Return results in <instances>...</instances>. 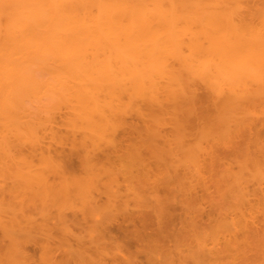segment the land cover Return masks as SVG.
<instances>
[{
  "label": "bare ground",
  "instance_id": "1",
  "mask_svg": "<svg viewBox=\"0 0 264 264\" xmlns=\"http://www.w3.org/2000/svg\"><path fill=\"white\" fill-rule=\"evenodd\" d=\"M229 1L230 0H0V159H2L0 161L3 162L4 160H8L6 162L9 165L8 162L11 160L13 161V159L15 160V158L18 159H16L17 161L20 159L22 163L23 161L26 162L31 159L29 161L32 166H30L31 173L26 174V172H24L26 175L24 176L26 178L28 177L27 179L31 182L30 185H28L30 187L26 189L24 187L22 188L26 190V193L28 192L27 189L32 190L31 193L36 195L37 198L40 196V202H42L43 208L45 209H48L49 200L52 202L51 206L54 202L57 205L56 202L62 197V199L65 198L64 200H68V198L77 196L78 199L80 198L82 200V204L84 203V209L80 210L81 216H78V210L77 213L75 210V213L71 216L64 214L63 211L62 213L59 211V214L55 213L57 215L52 218V221L50 220V224L47 222L48 219L43 221L45 224L43 222L42 224H37L36 220L32 217H30L32 219H29V217L26 216L28 217V221L27 219L25 220L28 223L22 225L25 220L20 222V219H18L19 215L15 214V217L12 212L11 214L14 217H12V219L10 218L11 220H8L9 218L7 217V219L3 221L4 218H6V215L4 214V218H1V215H3L2 213L0 214V226L4 231L3 235H7L11 232V229L18 230V228L21 231L27 230L30 234H32L31 232H46L45 242H43V238V240L40 241L43 242L42 245L45 249L44 252H46V255L43 256L45 258L42 259H46L49 264H82L83 261H85L83 258L87 259V263L85 262L86 264H109L106 259L111 256V254L108 255V253H106L107 245H115V248H117L116 245H120L118 239H115L116 237L112 235L110 226L106 221L110 215H108V217L106 216L107 218L105 216L102 217L103 212L99 218L97 217L96 212L98 210V212H100L99 205L102 196L107 197V202H105L106 205L103 204L107 211L106 214L104 213L105 215L114 212L115 214H127V210L129 209L127 207L128 200H126L124 196H121L122 193H118L117 195V190L119 188L114 190L112 187L109 190V186L113 185V183L111 184L108 182H110L111 179L118 180V178H115L114 174L116 173H111L113 170L107 172V174L110 173L108 174L109 176L106 174L104 177L102 173H106L107 170L105 171L104 167L97 169V166L99 167L102 165L99 163L104 162H98L97 157L94 156V152H98V150L102 151L103 148L101 147L103 146L106 149L103 150V153L106 152L105 157L108 159H110L112 152L113 154L117 153V155L121 150L123 152L126 143L123 145L124 147L121 146L122 143L118 142V139L122 137L117 139L116 135L120 129L130 130L131 132L133 131L137 134L135 141L140 139V142L138 140L137 143H133L134 141L129 144L127 143L129 147L126 146L127 148L124 149L131 153L130 157L133 156V160L139 159L137 163L139 164V162H141L142 164L140 163V166L143 164H150L153 159H156L157 162L155 161V163H157V165L158 162H163L164 165L171 164L173 159L176 158L175 152L177 151V155L182 159L179 161L177 160V162H179L178 164H175L174 162L173 164H175V166L173 167L174 169L178 168L182 170L172 172V169L170 168L166 169V171H161V175L166 174V177L169 176L171 179L173 176L175 179V181L173 178L170 180L168 177L169 180L167 179V185H169V181L172 180L178 184L182 183V186H176L172 181L174 184L173 186L171 182L172 187L170 188L172 190L178 189V194H180V191L184 192L186 189V187H184L185 189L183 190V179L188 178L186 175L189 176L186 181H190L192 177H195L196 181H198L199 178L202 177V180L200 179L201 183L206 176L203 184H208V182L211 183L213 177H217L215 182L225 183L228 176L226 173H231V179L238 181L237 175L231 170L232 167H229L228 165L226 167L227 169H222V172L220 171L221 173L226 172L225 174L227 176L224 173L222 175L220 174L219 178V174L217 176L211 175V173H209L211 172L209 170L210 165L208 167L210 162H207L210 161L208 158L210 155L213 160L217 157L215 155L216 153H214V150L216 151L214 148V141L218 143L217 145L222 144L225 147H228L229 142L224 144L223 141L225 139L230 140V137L225 138L224 136H228V133H233V130L234 132L237 130L239 137L241 136V139H238V137L236 138L241 140L239 141L240 143L237 142V146L235 144L238 149L230 143L235 149H237L234 150L231 146L234 150L231 151V154L235 155V159L243 158L239 161V163L242 164H238L241 169V175L242 172L244 174L245 170H249V164H252L254 165L253 171H255V174L262 177L264 176V143L261 141L262 134L260 133L262 129H264V118L262 120V118L257 116L259 112L257 111V108H255V104H259L258 106H260V104L264 102V34L262 29L256 27L252 31H247L245 30L246 25H242L241 27L236 25L233 15L227 11ZM253 26L254 25H252V27ZM256 29H258V31ZM198 88H203L205 90V95L202 96V100L206 102L205 105L202 104L204 107H200L199 112L197 110V105L199 101H201V98L198 95ZM207 103H209V105ZM206 106L208 107L206 108ZM244 107L251 108L250 110L254 114L258 113L255 116H257L259 121L262 122L259 123L254 114L251 115L252 113L249 114L247 112V116H245L246 108ZM63 108L66 110L67 117L65 118L64 113L63 115L60 114L62 115L63 120L66 119V124L64 123L61 125H66L67 128L64 126L66 128L65 130L68 129L70 131V133H68L70 136H67V132L65 134L68 140L64 137V134L60 137V135H58L60 130L58 131V129L54 128L56 126H54V124L52 125L53 121H57L56 119H58L56 117L59 113L58 111H63ZM260 108L262 109L264 107L261 105ZM241 110L244 111L241 112ZM210 111L212 113H210ZM261 111L263 114V110ZM243 112L245 115L241 114ZM132 114L140 118V124H142L141 126L138 124L140 127H134L130 124L128 125V121L126 122V118L128 116L130 117V115L133 116ZM54 116L56 119H54ZM243 116L246 119L243 118ZM248 116L250 119H248ZM251 116H254L255 121L257 120L256 123H254L252 120L253 117ZM193 121L196 125L199 122V129L205 125L210 126L205 127L207 130L201 128V130L204 129L202 131L203 133L205 132L204 135L207 134V137L211 136L213 138L211 139L212 141L210 140V144L213 148L207 146L211 148V150H208L209 152H207V154L209 153L208 157H206L207 154L205 155V159L207 158L206 162L201 158L199 159L202 161L197 159L198 155H196V146H194L195 151H192L194 150L193 147L187 145V141L182 139L181 136L182 133H186L182 131L191 129V126H196L193 124ZM213 122L217 125H214ZM211 124L218 126L221 130L223 129V134L220 133L221 131L218 130V127L217 129L212 128L213 126H211ZM167 125L176 130L175 133L174 131L172 132L173 138L162 132L163 129H160ZM53 128L57 130L58 133L56 134L55 131L54 133L50 131L53 134H48V130H52ZM239 128L241 130H238ZM212 130L213 132L218 130L216 132L217 135L220 136H218V139L217 137H214L215 134H209ZM177 131H181V134ZM253 131L256 134L253 133ZM122 132L120 131V133ZM162 133L165 135H162ZM132 134H128L130 135L129 137L134 135ZM140 134L144 135V139L141 140ZM48 135H51L50 137H52V140L54 141L53 144L57 143L58 145V142L62 144V141L65 140L63 146H66L67 144L65 145V142L67 140L68 144L72 143V145H70L73 149H83V151L81 150L83 153L79 151V153L83 154L79 157H82L81 161L84 162V168L87 167L88 170L91 169V171H93V168L96 167L94 171H97H95L94 174L97 178L95 175L93 178L95 177L97 182L100 178L105 181V178H111L112 176L111 179H107L108 182L105 181V183L110 185L107 186L104 184L105 190H98L97 194H90L88 190H92L94 187L87 188V190L85 188L87 183H82L85 185L84 187L81 184H78L80 181L76 182L74 177L69 175V177H73V182L67 176V171L69 170L66 171L65 166L62 167L64 168L62 169L61 166H59L60 164L58 165L56 163L55 165L58 166L56 168L54 165V172L60 181L54 180L53 182H49L46 175L48 173V166H50V168L53 167L52 161L54 159L48 156L49 142H46ZM201 135V138H203L202 140L207 138L204 137L203 134ZM129 137L127 138L128 141L130 139L134 140L132 137ZM183 137H187V135ZM223 137L225 139H223ZM243 137L245 138L244 142ZM220 138H222L221 142ZM159 141L165 148L161 147ZM53 144L51 143L54 148L55 145L53 146ZM167 144L169 145L168 147ZM175 144H177L176 149L178 148L176 151ZM251 144H253L256 151H251L253 150V146L251 147L252 149H250ZM134 147L135 150L133 149ZM200 147L204 150L201 148L197 149H199L201 155H204L206 152L202 151H207L206 149L208 148L204 145H201ZM23 148L29 150L30 157H28V154L23 156L26 154V152H23ZM173 148L174 150H172ZM187 148H189V151L186 154L185 150H188ZM143 149L149 153L146 160L142 157ZM170 149L173 152L169 151ZM182 151L184 152L182 153ZM22 152L24 154H22ZM100 152L99 155L102 156ZM134 152L136 154H134ZM253 152H256V154ZM150 153H152V156ZM173 153L174 156L171 155ZM213 153L215 157L212 156ZM72 154H75V152ZM153 154H155V156ZM182 154L184 156L186 155L185 159H183L184 156ZM187 155H189L190 161L187 159ZM115 156L114 158H117ZM26 158L29 159L27 160ZM220 158L221 156L217 157V160H214V162L211 161L214 164L212 167H215L212 172H219L216 170V167L218 166H215V163L219 162ZM36 159L41 162L39 166H33ZM100 160H102V157ZM112 160L110 161L112 162ZM188 161L190 163H188ZM132 163L133 162H131V164ZM152 163L150 165H152ZM198 163L199 165H197ZM7 164L5 165L6 168L8 166ZM122 164L124 165V163ZM17 165L18 164H13L12 166L15 167ZM24 165L26 164L24 163ZM132 165H134V163ZM186 165L191 166V173L189 172V166L187 167ZM5 166L1 168L4 169ZM193 166L196 170L195 168L193 169ZM200 166L207 171L209 170V178H207L208 173H206L205 170V172H202L203 170H197V168L203 169ZM25 167L27 168V166ZM33 167L35 168L33 169ZM124 168L122 170H124ZM141 168L142 169L139 167L137 170L138 172L141 171L140 173L142 174L143 166H141ZM162 168L164 169V166ZM67 169H69V167ZM117 169L116 171H118ZM135 169H133L134 173L132 171L131 173L135 174ZM28 170L29 169H27V171ZM145 171H147V169ZM183 171H186V173L184 172L183 174ZM97 172L100 174V178L97 176ZM153 172L157 174L156 171ZM16 173H18L16 174L18 178L19 172ZM125 173H127V171L124 172V174ZM140 173H138L139 175L136 174L140 176ZM147 173L150 177L149 171L144 174L148 175ZM177 173H179L180 176ZM181 173L184 175L183 177L181 176ZM90 174L93 175L91 172ZM119 174L120 173H118V177H120ZM122 174L123 172L121 175ZM127 174L130 175L129 173ZM127 174L124 176H127ZM245 175L248 176V173H245ZM24 176L22 173L23 179H25ZM135 176L136 175H134V177ZM196 176H199V178L197 177V179ZM166 177H164V179ZM245 177H243V179ZM239 178V181H246L243 184L250 183V180L246 178L243 180L240 175ZM256 178V181L262 186L264 180H260L258 177ZM20 179L22 178L20 177ZM23 179L22 181H24ZM195 179L191 180V183L188 181L192 184L193 188L195 186L193 185ZM92 180L94 181V179ZM92 180L88 181V183H91ZM117 180H114L116 185ZM146 180L148 179L146 178ZM192 181L194 182L192 183ZM20 182L21 181H19V183ZM97 182L95 184L94 181L95 187L100 185V183L97 184ZM21 183L20 186H24L25 182L23 184ZM15 184L17 187L19 186L18 183ZM88 185L92 186V183ZM1 186L4 187L5 185ZM245 186L247 187V185ZM0 189L3 191V188ZM19 189H21V187ZM4 190L7 191V189ZM12 191L15 192V195H17L18 192L20 193V190L16 192L13 188ZM12 191H10L9 194ZM243 191L245 190L243 189ZM187 192L191 193L186 189L184 194L186 193L185 195H187ZM12 194L14 195V193H11V195ZM3 196L4 197L1 199L2 202L5 201L3 198H6V194L3 193ZM36 196L32 198H36ZM155 196L156 195H154V198ZM180 197L181 194L179 198ZM72 199L73 198H71V200ZM142 199L145 198L142 197ZM181 199L180 201H182ZM71 200L69 199V201ZM156 201L157 200L155 199V205L154 203H148L149 205H152L153 209L152 207H147V209H149V213L156 212V214H158L156 216L158 220H160L159 226L164 227L165 222H162L161 217L163 215V217L165 216L167 218L171 213H167L166 209L168 207L166 208V203H164V207L163 205H160L164 202L163 199L162 202L160 199L158 202ZM145 202L147 203L148 201ZM156 203L159 205H156ZM187 203L188 202L184 203L186 204L185 207L190 206L189 203ZM31 204L33 205V203ZM63 204L66 205L65 202ZM68 205H66L67 208L70 207ZM77 206L82 208L79 204H77ZM102 206L100 205V207ZM0 207L3 208V203ZM55 207L57 208V206ZM187 207L186 209L188 210ZM63 208L64 206L62 205V209ZM70 208L73 210L74 203L73 207ZM189 209H192L193 213L197 211V209L194 211V208L189 207ZM50 210L53 209L50 208ZM8 211L10 213V210ZM165 212L167 213V216L164 215ZM149 213L147 217L151 219L153 214L150 215ZM94 214H96V217ZM192 215L193 214H191V216ZM19 217H21V220L23 219L22 216ZM47 218H49V216ZM196 218L197 213L190 218L191 221L188 222V225H192L190 223L196 222ZM239 219H242V215ZM243 220L244 218L242 221ZM245 220L248 224L244 225L242 223L244 227L248 226L250 223L247 221L248 219ZM149 221L145 218L144 222H142L144 231H146L151 224V221ZM9 225L10 227H8ZM231 225L235 227L236 230H239L242 226L239 227L240 222L238 220H232ZM74 226L89 227L94 233L96 232V237L92 238L88 243L83 242L79 235L74 233V230L72 229ZM117 227L122 235L134 239L138 245V249L140 250L141 248V250L144 251L142 242L145 239L140 231L138 232V230L135 229L129 230L128 228L123 227L122 224H118ZM8 230L10 231L5 234V231ZM16 240H18V237ZM11 241L13 245V242H16L15 237L12 238ZM19 242L21 241L19 240ZM18 246L16 249H18ZM216 248L220 249V247H215L213 248V251H210V249V252L207 253L209 254L208 256H210L211 261H215L216 259L219 260V258L222 260L225 256L224 254L227 253H223L221 250L220 252L217 250L215 252L214 250ZM236 248H230V251L232 252V255L230 252L231 256H233L234 253L237 254V252L238 254L242 253H240L241 250L238 246H236ZM233 249H236L237 252L235 250L233 251ZM19 250L22 249L19 248ZM18 251L16 250V252ZM55 251H60L62 255L60 260L55 257ZM0 253L3 254L6 252L3 249ZM12 253L14 254V251ZM109 253H111V251ZM181 253L182 252L180 251V254ZM16 255H18V253H16ZM184 255L185 256H183V254L182 256H178V259H175L173 255L172 259L170 256L171 261L169 260V263L191 264L190 262L192 261L194 264L197 262L195 261L197 259H194V255L191 256V254L187 255L185 253ZM0 257H2L1 254ZM12 258L13 257H10L8 260L11 259L13 264H15V257ZM79 258H82L83 261ZM232 258L237 259L236 256H233ZM231 259L229 260L231 261ZM3 260L1 259L0 261L5 264L6 262H3ZM114 260L112 261L113 264H133L136 262L132 257H123L122 260L124 263L121 260L116 259L115 262ZM17 261L20 262L19 258ZM117 261H119V263ZM228 261L223 264L232 263H228ZM248 263L250 264V261Z\"/></svg>",
  "mask_w": 264,
  "mask_h": 264
},
{
  "label": "rangeland",
  "instance_id": "2",
  "mask_svg": "<svg viewBox=\"0 0 264 264\" xmlns=\"http://www.w3.org/2000/svg\"><path fill=\"white\" fill-rule=\"evenodd\" d=\"M228 8V13H230V14H232L233 15V17H234V19H235V24L236 25H238V26H242V25H246L245 26V30H247V31H252L253 29H255V27L256 28H258V29H262L263 31V34H264V0H230L229 1V3H228V6H227ZM236 17V18H235ZM243 18V19H242ZM246 20H245V19ZM248 22V23H247ZM248 24V25H247ZM252 25H254L253 27H252ZM244 28V27H243ZM258 29H256L257 31H258ZM261 31V30H260ZM201 91V92H200ZM198 95H199V97L201 98V101H199V103H198V105H197V110H198V112H199V110H200V107H204V106H202V104H204L205 105V101L204 100H202V96L203 95H205V90L203 89V88H198ZM210 102H213V101H210ZM208 105H209V103H207ZM206 104V105H207ZM213 105V104H212ZM251 105V104H250ZM259 105V104H258ZM258 105H256L255 104V108H257V111L259 112V114L257 115V114H254V113H252V111L248 108V107H244V108H246V111H245V114H244V112L243 113H241V114H244L245 116H247V112L249 113V114H251V115H253L254 114V116L255 115H257V116H259V118H262V120H263V118H264V108H260V106L262 105L263 107H264V102L263 103H261L260 104V106H258ZM254 106V105H253ZM208 106H206V108H207ZM211 107V106H210ZM213 107V106H212ZM209 109H211V108H209ZM208 109V110H209ZM247 109H248V111H247ZM252 109H253V107H252ZM202 110V109H201ZM213 110V109H212ZM211 110V111H212ZM238 110V109H237ZM256 110V109H255ZM255 110H254V112H255ZM261 110H263V114L261 113L262 111ZM210 111V113H212ZM240 111V110H239ZM242 111H244V110H241V112ZM59 112V113H58ZM57 113H58V115H57V113H56V117L58 118V119H56V117L54 118V119H56L57 121H53V123H52V125L54 124V126H56V127H54V126H52V127H54V128H56V129H58V131H59V133H61V134H59L58 133V131L57 130H55L54 128L52 129V130H48V134H53L54 133V131L56 132V134L58 133V135H60V137H61V135H63L64 134V137H66L65 136V134H66V132H67V136L69 135L70 136V134H68V133H70V131L68 130H65L67 127H66V125H64V126H62L64 123L66 124V119L65 120H63L62 119V115H63V113H64V116H65V118L67 117V114H66V110H64V108H63V111L61 110H59ZM62 112V113H61ZM60 114H62V115H60ZM262 114V115H261ZM133 116H131L130 115V117L128 116L127 118H126V122L128 121V125L130 124V125H133L134 127H140L142 124H140V118L139 117H137L136 115H134V114H132ZM235 116H236V114H235ZM254 116H251V117H253V121H254V123H256L257 122V120L255 121V119H254ZM257 116H255L257 119H258V117ZM237 117V116H236ZM64 118V117H63ZM243 118H245L244 116H243ZM62 121H61V120ZM207 119H210V118H207ZM246 119V118H245ZM245 119H244V121H245ZM248 119H250V117L248 116ZM247 119V120H248ZM241 120H242V118H241ZM239 121V120H238ZM243 121V120H242ZM251 121V120H250ZM252 121V122H253ZM198 122V121H197ZM212 122V121H211ZM248 122H249V120H248ZM258 122L260 123V122H262V121H259V119H258ZM199 123V122H198ZM197 123V125L194 123V121H193V124L194 125H196V126H194V127H192L191 126V129H188V130H185V131H182V132H186L185 134L184 133H182V139H185L186 141H187V145H189V146H191V147H193V149H194V146H196L195 147V149H196V155H198V158L197 159H199V158H201L202 160H204L205 162L207 161V158L205 159V155L207 154V152H209L208 150H211V148H209L210 146H211V139H213L211 136H209V137H207V134L206 135H204V133L202 132L204 129H205V127H210L209 125H205V126H202V127H200V129H199V124ZM214 123V125L216 124L215 122H213ZM253 123V124H254ZM62 124V125H61ZM138 124L140 125V126H138ZM191 125V124H190ZM202 125H204V124H202ZM213 124H211V126H213L212 128H214V129H217V127L218 126H214ZM217 125V124H216ZM169 125H167V126H165V127H162V128H160V129H163L162 130V132H164L166 135H168V136H170V137H172L173 135V131H174V133H175V131L176 130H174L173 128H171V126H169ZM201 126V125H200ZM167 127V128H166ZM189 127V126H188ZM216 127V128H215ZM167 129V130H165V129ZM169 128H170V130H169ZM201 128H204L203 130H201ZM232 129H234V128H232ZM255 129V128H254ZM205 130H207V128L205 129ZM210 130V129H209ZM218 130H220L221 132L220 133H222L223 134V129L221 130V128H219L218 127ZM218 130H216L215 132H213V130H212V132L210 131V135H211V133L212 134H215L214 135V137H217V139H218V136L219 135H217V131ZM235 130H236V127H235ZM238 130H241L240 128L238 129ZM50 131H52V132H50ZM120 131L122 132V131H124V132H122V133H120ZM120 131H118L117 132V139L118 138H120V137H122V138H120V139H118V142H121L122 143V145L121 146H123L125 143H126V146H128V144L129 143H131V142H133V143H137V141L139 140V142H140V139H138V140H136L135 141V138L137 137L136 135L137 134H135V132H133V134L135 135H133L132 134V132L129 130H123V129H120ZM138 131V130H137ZM136 131V132H137ZM161 131V130H160ZM166 131V132H165ZM169 131V132H168ZM261 131V130H260ZM264 129H262V131L260 132L262 135H261V141L264 143ZM167 132H168V134H167ZM177 132H180V134H181V131H177ZM202 132V133H201ZM232 132V131H231ZM208 133V132H207ZM219 133V134H220ZM235 133H236V136H235ZM240 133V132H239ZM253 133H255L254 131H253ZM126 134V135H125ZM128 134H132L133 136H131L132 137V139H134V140H129L128 141V137L130 136V135H128ZM165 134H163L162 133V135H165ZM201 134H203V136L204 137H207V138H204V140H202L203 138H201L202 137V135ZM221 134V135H222ZM234 134V135H233ZM246 134H247V132H246ZM245 134V135H246ZM256 134V133H255ZM50 135V136H51ZM185 135H187V137H183V136H185ZM201 135V136H200ZM226 135V134H225ZM230 135V136H229ZM243 135V134H242ZM249 135V134H248ZM49 135H48V139H47V141L46 142H49L48 143V156L49 157H51V158H53L54 160L52 161V163H53V167L52 168H50V166H48V173H47V177H48V180H49V182H53L54 180H57V181H60V180H58V178L56 177V175H55V169H54V167L56 166L55 165V163L56 164H60L59 166H61V168L62 167H64L65 166V170L67 171V170H69V171H67V176L69 177V175L70 176H73L74 177V180L76 181V182H78V181H80L78 184H81L82 186H84L85 187V185L84 184H82V183H87L86 184V189L88 188H93L92 190H88L89 191V193L90 194H97V191L98 190H101L102 191V189H104V184H106L107 186H109L110 184H108V183H113V185H110L109 186V190H110V188H112L113 187V189L114 190H116V189H118L116 192H117V195H118V193H122V195L121 196H124V198H126V200H128L127 202H128V212H127V214H119V213H116L115 214V212L114 213H111V214H107V215H105L106 214V208H105V202H107L106 200H107V197L105 198L104 196H102V199L100 200V205L102 206L103 204H105V205H103L102 207H100V205H99V208H100V212H96V214H97V217H101V214H102V217L103 216H107L108 217V215H110L109 216V218H107V223H108V225L110 226V229H111V232H112V235L113 236H115L116 238L115 239H118V241H119V245L120 246H117L116 245V247L117 248H115V245H110V246H108L107 245V249H106V253H108V255L109 254H111V256H109L106 260H108L107 262L110 264V263H112V261L115 259H117V260H121L122 262H123V260H122V258L123 257H126V258H128V257H132L136 262H134L133 264H172V263H169L171 260V258H172V255H173V257H175V259H178L179 257L178 256H182V254H183V256H185L184 255V253L185 254H187V255H190L191 254V256L192 255H194V259H197V260H195V261H197L196 263H194V264H217V263H219V264H223V263H227V261L229 260V259H231L233 256L235 257H237V259L235 258V259H231V261L229 260L228 261V263H230V262H232V263H230V264H249L248 262L250 261V264H264V183L262 184V186L260 185V183H258L256 180H257V178L256 177H258V179H260V180H264V176L262 177V176H260V175H258V174H255V171H253V169H254V165H252V164H249V170H243L244 171V174H243V172H242V175H241V169H240V167H239V165L238 164H242V163H239V161L241 160V159H243V158H237V160L235 159V155H232L231 154V151L233 150V148H234V150H237L238 148L236 147L237 146V142H239V141H241V140H238V139H241V136L239 137V134L237 133V130L234 132V130H233V133H228V136L226 135V136H224L225 138H229L230 140H227V139H225L224 137H223V139H225L224 141H223V143L225 144H227V142H229V144H228V147L226 146H224V145H222L221 143H219V144H221V145H217L218 143H216L215 141H214V148L216 149V151L214 150V153H216L215 155L217 156V157H219V156H221V158H220V160H219V162H217V163H215L216 165L215 166H218V167H216L217 169L216 170H218L219 172H212V170H214V166L212 167V165H214L212 162H214V160H217V157H215L214 156V153H213V157H215V159L213 160V159H211V155L208 157V154H207V156L206 157H208L209 159H210V161H207L208 163L210 162V164H208V167H209V165H210V171L211 172H209V170L207 171V170H205V168H203V167H201V168H203V169H198L197 168V170H203L202 172H205L206 171V173H211V175H213V176H217L218 174V178L220 177V174L222 175L223 173L225 174L226 172H223V173H221L222 171V169H227L226 167H227V165L229 166V167H232V169L231 170H233V172H235V174L237 175V180L238 181H236V180H233V179H231V173L229 174V173H226L225 175L227 176V178H226V181H228V182H226L225 181V183H219V182H215V179L217 178H215V177H213V180L211 181V183L210 182H208V184H203L204 182L203 181H205L204 179H205V177H204V179H203V181H202V183H201V181H200V179L202 178V177H200L199 178V176H196V178L198 177L199 178V180L198 181H200V182H198V181H196V179H195V177L193 178L192 177V179L191 180H194L195 179V183H193L194 181H192V183H193V185H195L194 186V188H193V186H192V184H190L191 182V180L188 182V181H186L188 178H189V176H187L186 175V177H188V178H185V179H183V190L185 189L184 187H186V189H187V191H190L191 193H189V192H187V195H185L184 194V192L186 191V189H185V191L184 192H182V191H180V194H181V197H182V199H181V197L179 198V196H180V194H178L177 192H179L178 191V189H177V187H176V189L177 190H172L170 187H172V185H171V182L173 181H169L170 182V184L169 185H171V186H169V185H167L168 184V181H167V179H168V177L169 176H165L164 174V177H166L165 179H164V177H163V175H161V171H166V169H172V172L174 171H179V170H182V169H178V168H175L174 169V167L173 166H175V164H178L179 162H177V160L179 161L180 159H182V158H179V156L177 155V151L176 150H178V148L176 149V147H177V144H175L176 146H175V157L176 158H174L173 159V162L171 163V164H167V165H164V163L163 162H158V165H157V163H155V161H156V159L154 160L153 158H151V159H153L152 161H151V163H152V165H150V164H146V165H141V166H143V171H144V173L145 172H147V171H149V173H150V177H149V174L148 175H145L144 173H143V171H142V174L140 173L141 171H139L138 172V168L140 167V169H142L141 168V166H140V163L141 162H139V164L137 163V161L139 160H137L136 159V157H135V159L136 160H133V156L132 157H130V155H131V153H129L128 152V150L126 151V150H124L125 148H127L126 146L124 147V149H123V152H122V150L120 151V152H118L119 154L117 155V153L116 152H114V153H116V154H113V152H112V155H111V157L113 158V160H112V158L110 157V159H108L107 157H105V154H106V152L105 153H103V150H106L105 149V147H101V148H103L102 149V151L101 150H98V152H94V156H96L97 157V160H98V162H100V161H103L104 163H99V164H102V165H100L99 167L97 166V169L98 168H102V167H104V169H105V171H106V173H102L103 175H104V177L106 176V174H107V172H111L112 170V172L111 173H116V174H114L115 175V178H118V180L117 179H114L115 181L117 180V185H116V183H114L115 181L114 180H112L111 178H112V176H111V178L110 177H107V178H105L104 180L106 181V182H108V180L107 179H111V181L110 182H108V183H105V181H103V180H101V178H100V174H98V172L96 173V174H98L97 176L100 178V180H98V182H97V177H96V175L94 174V172L95 171H97V170H95L94 171V169L96 168H93V171H91V169H87V167L86 168H84L85 166H83L84 164V162H82L81 160H82V157H79V156H82L83 154V149H73V147L71 146L72 145V143H70V144H68V138L66 137V142H65V145L66 146H63V142L65 141H62V144L61 143H59L58 142V145H57V143H55V144H53L54 143V141L52 140V137H50ZM139 136V135H138ZM140 136H141V140L142 139H144V135H141L140 134ZM174 136H175V134H174ZM223 136V135H222ZM247 136V135H246ZM63 137V136H62ZM79 137H80V134H79ZM131 137H129V138H131ZM134 137V138H133ZM176 137L178 138V136L176 135ZM220 137V136H219ZM234 137V138H233ZM238 137V139H236ZM245 137V136H244ZM243 137V142H244V138ZM173 138V137H172ZM171 138V139H172ZM209 138V139H208ZM65 139V138H64ZM78 139H80V138H78ZM123 139V140H122ZM127 139V140H126ZM215 139V138H214ZM180 140V139H179ZM184 140V141H185ZM211 140V141H210ZM221 140H222V138H220V142H221ZM52 141V142H51ZM71 141V140H70ZM124 141H126V142H124ZM128 141V142H127ZM178 141V140H177ZM176 141V142H177ZM185 141V142H186ZM172 142V141H171ZM180 142V141H179ZM184 142V143H185ZM218 142V141H217ZM236 142V143H235ZM51 143L53 144V146L55 145V147L53 148L52 147V145H51ZM128 143V144H127ZM159 143L161 144V142L159 141ZM209 143V144H208ZM233 144L234 146H235V144H236V148L237 149H235V147L234 146H232L231 144ZM240 143V142H239ZM170 144V143H169ZM182 144V143H181ZM212 144H213V142H212ZM51 147H50V146ZM171 145V144H170ZM209 146V147H207L208 149H206L207 151H202V152H206L204 155H201V153H199V149H197V148H201L200 146ZM60 146V147H59ZM169 145L167 144V147H168ZM186 146V145H185ZM222 147V148H219V147ZM233 148H232V147ZM253 144H251L250 145V149H252L253 148V150H251V151H256L255 150V147L253 146ZM129 147V146H128ZM161 147H163V148H165L164 146H162V144H161ZM174 147V146H173ZM182 147V146H181ZM191 147H190V149H191ZM212 148H213V146H211ZM239 147V146H238ZM252 147V148H251ZM56 148V149H55ZM72 148V149H71ZM100 148V149H101ZM141 148H143V147H141ZM205 148V147H204ZM230 148H232V149H230ZM26 149V150H25ZM129 149V148H128ZM134 150H135V147L133 148ZM132 149V150H133ZM188 150H185V153L187 154L188 153V151H189V148H187ZM195 149L194 150H192V151H195ZM202 149V148H201ZM220 149H221V151H220ZM227 149H229V150H227ZM57 150V151H56ZM74 150V151H73ZM82 150V151H81ZM130 150H131V147H130ZM129 150V151H130ZM133 150V151H134ZM144 151H143V155H142V157L146 160V158H148V156H149V153L147 152V151H145V149H143ZM172 150H174V148L172 149ZM197 150H198V152H197ZM202 150H204V149H202ZM213 150V149H212ZM233 150V151H234ZM79 151L80 152H82V153H79ZM101 151V152H100ZM142 151V150H141ZM169 151H171V149L169 150ZM191 151V152H192ZM201 151V150H200ZM218 151V152H217ZM23 152H26V154H24ZM23 152H22V154H24L23 156H26L27 154H28V157H30V154H29V150L27 149V148H23ZM71 152V153H70ZM75 152V154H72V153H74ZM79 153V155H78V153ZM99 152H100V154L102 155V156H100L99 155ZM126 152V153H125ZM160 152V151H159ZM171 152H173V151H171ZM184 151H182V153H183ZM129 153V154H128ZM161 153V152H160ZM195 153V152H194ZM254 154H256V152H253ZM97 154H98V156H97ZM104 154V155H103ZM111 154V153H110ZM109 154V155H110ZM123 154V155H122ZM134 154H136L135 152H134ZM133 154V155H134ZM148 154V155H147ZM151 154V156H152V153H150ZM191 154V153H190ZM231 154V155H230ZM55 155V156H54ZM116 155V156H115ZM121 155V156H120ZM154 156H155V154H153ZM171 155H173L174 156V153L173 154H171ZM183 155V154H182ZM193 155V154H192ZM72 156V157H71ZM104 156V157H103ZM114 156L115 157H117V158H114ZM122 156H124V157H122ZM136 156V155H135ZM178 156V157H177ZM181 156V155H180ZM184 156V155H183ZM188 156V158L187 159H189V155H187ZM69 159H68V158ZM95 157V158H96ZM101 157H102V160H100L101 159ZM165 157H166V155H165ZM168 157V156H167ZM182 157V156H181ZM23 158V157H22ZM121 158V159H120ZM128 158H129V160H128ZM138 158V157H137ZM170 158V157H169ZM186 158V155L183 157V159H185ZM196 158V157H195ZM17 158H15V160H16ZM27 159V158H26ZM26 159H25V161H26ZM29 159V158H28ZM27 159V160H28ZM116 159V160H115ZM127 159V160H126ZM143 159V160H144ZM170 159H172V158H170ZM208 159V160H209ZM0 160H2V159H0ZM14 159H13V161L14 162H16V163H14L12 160L11 161H9L8 163H9V165L7 164V162L6 161H8V160H4L3 162H4V165H3V162L2 161H0L1 162V164H0V186L1 185H5L4 187H0V188H3V191H2V189H0V191H2V192H0V205L3 203V208H1L0 207V214H2L3 213V215H1L2 217L1 218H4V214L6 215L5 217L6 218H4V220L3 221H5V219H7V217L9 218L8 220H11L12 219V217H16V215L18 214L19 216H22L23 217V219L21 220V217H19L18 216V219H20V222H23L25 219H27L28 217H29V219H34V220H36V223L38 224H42V222L43 221H45V219L47 220L48 219V224H50L51 223V221H52V218H54V216L55 215H57V214H55V213H58L59 214V211H61V213H62V211H63V213L64 214H67L68 216H71L73 213H75L74 211L76 210V213H77V210H78V216L80 215L81 216V212H80V210L81 209H84L83 208V205H84V203L82 204V200L80 199H78L77 198V196L76 197H71V198H73L74 199V201H73V199L71 200V198H68V200H64V199H62V198H60V200L59 201H57L56 203H57V205L55 204V202H54V206L52 205L51 206V204H52V202H50V200L48 201V209H45V208H43V205H42V202H40L41 201V199H40V196L37 198V196L36 195H33V193H31V191L32 190H30V189H27L28 190V192L26 193V188H29L30 186H28V185H30V183L31 182H29V179H27L25 176V174H24V172H26V174H29V173H31L30 172V166H31V162H29V161H26V162H24L23 161V163L21 162V160L19 159V161H15ZM63 160V161H62ZM66 160V161H65ZM110 160H112V162L110 161ZM133 160V161H132ZM142 160V159H141ZM157 160H158V157H157ZM160 160V159H159ZM200 160V159H199ZM202 160H200V161H202ZM65 161V162H64ZM71 161V162H70ZM108 161V162H107ZM114 161V162H113ZM121 161H122V163H124V165L121 163ZM124 161V162H123ZM126 161V162H125ZM133 162L134 163V165H132L131 164V162ZM189 161H190V159H189ZM188 161V163H190ZM212 161V162H211ZM244 161V160H243ZM35 163L33 164V162H32V164H33V166L34 165H40L41 164V162L39 161V160H35L34 161ZM60 162V163H59ZM63 162V163H62ZM117 162V163H116ZM120 162V163H119ZM157 162V161H156ZM175 162V164H173ZM191 162H193V161H191ZM197 162V161H196ZM205 162H203V163H205ZM216 162V161H215ZM24 163L26 164V165H24ZM38 163V164H37ZM65 163V164H64ZM82 163V164H81ZM108 163H109V165H108ZM146 163V162H145ZM8 165V166H10V167H8L7 166V168H6V166L5 165ZM13 164H18L17 166H15V167H13L12 165ZM20 164V165H19ZM24 165V167L25 166H27V168L25 167H23V165ZM95 164V163H94ZM104 164V165H103ZM113 164V165H112ZM119 164V165H118ZM142 164V163H141ZM155 164V165H154ZM183 164V163H182ZM201 164V163H200ZM5 166L4 167V169H2L1 167H3V166ZM55 165V166H54ZM57 165V166H58ZM63 165V166H62ZM122 165V166H121ZM154 165V166H153ZM190 165V164H189ZM189 165H186L187 167L189 166ZM194 165V164H193ZM197 165H199V163L197 164ZM226 165V166H225ZM22 168H21V167ZM29 166V167H28ZM38 166H36V167H38ZM57 166H56V168H57ZM106 166V167H105ZM113 166V167H112ZM124 166H125V168H124ZM138 166V167H137ZM164 166V169L162 168ZM203 166H205V165H203ZM246 166V165H245ZM32 167V166H31ZM69 167V169H67ZM108 167V168H107ZM115 167V168H114ZM124 168V170H126L127 171V173H131V171L134 173V171H133V169H135V174H133V173H131L130 175H128L127 173H125V174H127V176H124L125 174H124V172H126V171H124V170H122L123 168ZM180 167H181V165H180ZM185 167V166H184ZM190 167L191 166H189V169H190ZM206 167H207V165H206ZM253 167V168H252ZM6 168V169H5ZM35 167H33V169H34ZM107 168V169H106ZM112 168H114V169H112ZM118 168V169H117ZM144 168H145V170L147 169V171H145L144 170ZM183 168V167H182ZM195 167L193 166V169H194ZM245 168V167H244ZM250 168H252V169H250ZM8 169H10V170H8ZM27 169H29L28 171H27ZM62 169H64V168H62ZM85 169V170H84ZM111 169V170H110ZM116 169L118 170V171H116ZM120 169V170H119ZM132 169V170H131ZM184 169V168H183ZM192 169V170H193ZM240 169V170H239ZM31 170H32V168H31ZM52 170V171H51ZM88 170V171H87ZM100 170V169H99ZM98 170V171H99ZM187 170V169H186ZM195 170H196V168H195ZM205 170V171H204ZM223 170V171H224ZM256 170V169H255ZM102 171V170H101ZM123 172V174L121 175V173ZM129 171V172H128ZM150 171H156L157 172V174L155 173V172H150ZM221 171V172H220ZM246 171H248V172H246ZM262 171V170H261ZM16 172H19V175H18V178H17V176H16V174H18V173H16ZM28 172V173H27ZM52 172V173H51ZM68 172H70V173H68ZM89 172V173H88ZM90 172L91 173H93V175L92 174H90ZM168 172V171H167ZM184 172L186 173V171H183L182 173L184 174ZM187 172H188V170H187ZM189 172L191 173V169L189 170ZM201 172V173H202ZM259 172V171H258ZM15 173V174H14ZM21 173V174H20ZM22 173H23V176H24V178L25 179H23V177H22ZM118 173H120L119 175H120V177H118ZM138 173H140L141 175L140 176H138L137 174ZM155 173V174H154ZM158 173H160V174H158ZM164 173V172H163ZM181 173V174H182ZM205 173V174H206ZM209 173H208V176H207V178H209ZM245 173L247 174L248 173V176L247 175H245ZM261 173V172H260ZM91 176H90V175ZM108 174H110V173H108ZM107 174V175H108ZM176 174V173H175ZM179 176H180V174L179 173H177ZM181 175L182 177L184 176V175ZM189 174V173H188ZM263 174V173H262ZM21 175V176H20ZM54 175H55V177H54ZM95 175V177L93 178V176ZM113 175V174H112ZM132 175V176H131ZM134 175H136L135 177H134ZM142 175H144V176H142ZM155 175H156V177H155ZM173 175V174H172ZM191 175V174H190ZM210 175V176H211ZM234 175V174H233ZM239 175H240V177L243 179V177H245L246 179H248V180H250L248 183L249 184H247V183H245V184H243L244 182H246L244 179V181H239ZM264 175V174H263ZM28 176V175H27ZM109 176V175H108ZM142 176V177H141ZM145 176H148V177H145ZM171 176V175H170ZM176 176V175H175ZM174 176V177H175ZM202 176V175H201ZM231 176V177H230ZM250 176H251V178H253V179H251L250 178ZM20 177L24 180V181H22V179H20ZM73 177L71 178V177H69L70 178V180H72L73 181ZM126 177H128V178H126ZM132 177V178H131ZM140 177V178H139ZM191 177V176H190ZM103 178V177H102ZM146 178L149 180H146ZM153 178V179H152ZM163 178V179H162ZM173 178V176L171 177V179ZM197 178V179H198ZM256 178V179H255ZM20 179V180H19ZM92 179H94V181H95V184H96V182H97V184L98 183H100V185H102V186H97V187H95L94 185V181L92 180ZM159 179V180H158ZM169 179H170V177H169ZM168 179V180H169ZM170 179V180H171ZM174 179V178H173ZM28 180V181H27ZM90 180H92L91 181V183H92V186H90V185H88V184H91L90 182L88 183V181H90ZM202 180V179H201ZM252 180V181H251ZM259 180V181H260ZM19 181H21L20 183L21 184H23L24 182V186H20V183H19ZM113 181V182H112ZM161 181H162V183H161ZM164 181V182H163ZM174 181H175V179H174ZM173 181V182H174ZM208 181H210V180H208ZM28 182H29V184H28ZM74 182V181H73ZM102 182V183H101ZM160 182V183H159ZM173 182H172V184H173ZM223 182V181H222ZM240 182V183H239ZM15 183H18V187L16 186V184ZM157 183H159V184H157ZM175 183V182H174ZM189 183V184H188ZM13 184V185H12ZM155 184V185H154ZM157 184V185H156ZM176 184V186L177 185H179V186H182V183H180V184H178V183H175ZM12 187H11V186ZM120 185V186H119ZM139 185V186H138ZM245 185H247V187L245 186ZM26 186V187H25ZM117 186V187H116ZM151 186V187H150ZM164 186V187H163ZM166 186V187H165ZM167 186H169V187H167ZM173 186H174V184H173ZM198 186V187H197ZM207 188H205V187ZM220 186V187H219ZM228 186H229V188H228ZM15 187H17L18 188V190H17V188H15ZM21 187V189H19ZM22 187H24V188H22ZM106 187V186H105ZM133 187H135V188H133ZM144 187V188H143ZM159 187H161V188H159ZM12 188L14 189V191H16V192H18L19 190H20V193L18 192L17 193V195H15V192H13L12 191ZM121 188V189H120ZM175 188V187H174ZM182 188V187H181ZM201 188V189H200ZM210 188V189H209ZM4 189H7V191H5ZM156 189V190H155ZM179 189H180V187H179ZM194 189H196V190H194ZM206 189V190H205ZM230 189V190H229ZM243 189L245 190V191H243ZM25 190V191H24ZM105 190V189H104ZM128 190V191H127ZM181 190V189H180ZM198 190V191H197ZM10 191H12L11 193H14V195L12 194L11 195V193L9 194V192ZM30 191V192H29ZM159 191V192H158ZM175 191V192H174ZM8 192V193H7ZM113 192H115V191H113ZM135 192V193H134ZM137 192V193H136ZM155 192V193H154ZM2 193V194H1ZM3 193H5L6 194V198L4 199L3 198V200H5L4 202H2L1 201V199H2V197H4L3 196ZM26 193V194H25ZM88 193V194H89ZM143 193V194H142ZM158 193V194H157ZM245 193V194H244ZM29 194V195H28ZM124 194H126V195H124ZM129 194H130V196H129ZM133 194V195H132ZM156 195L155 196V198H154V195ZM174 194V195H173ZM189 194V195H188ZM106 195V194H105ZM128 195V196H127ZM174 197H173V196ZM246 195H248V196H246ZM31 196V197H30ZM34 196H36V198H32V197H34ZM127 196V197H126ZM136 196V197H135ZM188 196V197H187ZM142 197L143 198H147L146 200L145 199H142ZM167 197V198H166ZM177 197V198H176ZM246 197V198H245ZM77 198V199H76ZM179 198V199H178ZM33 199V200H32ZM36 199H38V200H36ZM57 199V198H56ZM69 199L71 200V201H69ZM155 199L157 200L156 202H158L159 201V199H160V201L162 202V199H163V201L164 202H162V204H160V205H163V207L165 206L164 205V203H166V208H164V209H166L167 210V213L168 214H170V215H166L167 213L165 212V214L164 215H166L167 216V218L164 216L163 217V215H162V222L164 223L165 222V224H164V227H160L159 226V221L160 220H158V218H157V216L156 215H158V214H156V212H154L155 213V215H154V213H149L148 212V210L149 209H147V207H149V208H151L152 207V205H149L148 203H154V205H155ZM169 199H173L172 201L171 200H169ZM180 199L182 200V201H180ZM31 200H32V202H31ZM62 200V201H61ZM78 200V201H77ZM148 201L147 203L145 202V201ZM65 202L66 203V205H68V206H70V207H73V203H74V208H73V210H72V208H67V206L65 205V204H63V203H61V202ZM79 201H80V203H79ZM177 201V202H176ZM8 202V203H7ZM40 202V203H39ZM70 202H71V204H70ZM179 202V203H178ZM185 202H188L189 203V207L190 208H194L193 210L194 211H196V209H197V211L196 212H194L193 213V211H192V209H189V207H187L188 208V210L186 209V207H185V205L186 204H184ZM7 203V204H6ZM31 203H33V205L31 204ZM37 203V204H36ZM39 203V204H38ZM68 203V204H67ZM183 203V204H182ZM187 203V204H188ZM194 203V204H193ZM60 204H62L63 206H64V208L62 209V205H60ZM77 204H79V205H81V207L82 208H79L78 206H77ZM167 204H168V206H167ZM197 204V205H196ZM8 205V206H7ZM35 205V206H34ZM36 205H37V207H36ZM139 205H140V207H139ZM144 205V206H143ZM156 205H159L158 203H156ZM192 205V206H191ZM194 205H195V207H194ZM10 206V207H9ZM16 206V207H15ZM25 206V207H24ZM55 206H57V208H59V209H57ZM77 206V207H76ZM181 206H184V207H181ZM9 207V208H8ZM32 207V208H31ZM53 207V208H52ZM54 207H55V209H54ZM75 207H76V209H75ZM146 209H145V208ZM155 207V206H154ZM197 207V208H196ZM199 207V208H198ZM11 208V209H10ZM14 208V209H13ZM24 210H23V209ZM30 208V209H29ZM50 208L51 209H53V210H50ZM78 208V209H77ZM158 208V207H157ZM7 209V210H6ZM101 209H103V210H101ZM152 209H153V207H152ZM151 209V210H152ZM185 209V210H184ZM2 210V211H1ZM8 210H10V213H9V211ZM20 210V211H19ZM21 210H23V211H21ZM27 210V211H26ZM40 210H41V212H40ZM71 210V211H70ZM105 210V211H104ZM155 210V209H154ZM158 210V209H157ZM47 211V212H46ZM58 211V212H57ZM145 211V212H144ZM146 211H147V213H146ZM11 212L13 213V215L14 216H12V214H11ZM20 212H21V214H20ZM25 212V213H24ZM40 212V213H39ZM45 212V213H44ZM151 212H153V211H151ZM8 213V214H7ZM39 213V214H38ZM108 213H110V212H108ZM129 213V214H128ZM148 213L151 215V214H153V216H151V219L149 218V217H147L148 216ZM185 213H187V214H185ZM197 213V218H196V222H194V223H196V224H194V223H190V224H192V225H188L189 223V221H191V219L190 218H192L193 217V215L194 214H196ZM16 214V215H15ZM23 214V215H22ZM24 214H26V215H24ZM37 214V215H36ZM49 214V215H48ZM53 214V215H52ZM96 214H94V216L96 217ZM146 214V215H145ZM189 214H190V216H191V214H193L191 217L189 216ZM239 214H241L242 215V219L244 218V220L242 221V219H239V217L241 216V215H239ZM51 215V216H50ZM149 215V216H150ZM238 215H239V217H238ZM26 216H28V217H26ZM49 216V218H47ZM30 217H32V218H30ZM51 217V218H50ZM94 217V218H95ZM99 217V218H100ZM159 217V216H158ZM194 217H196V216H194ZM225 219H224V218ZM0 218V219H1ZM11 218V219H10ZM44 218V219H43ZM145 218H146V220H150L151 221V224L148 226V229L146 230V231H144V229H143V224H142V222H144V220H145ZM147 218H149V219H147ZM222 218V219H221ZM109 219V220H108ZM190 219V220H189ZM227 219V220H226ZM245 219H248L247 221H249L250 223H249V227L248 226H245V227H247V228H245L243 225H242V223L245 225V224H248L247 222H246V220ZM7 220V221H8ZM51 220V221H50ZM232 220H238L239 222H240V225H239V227L241 226V230L239 229V230H236L235 229V227H233L231 224H232ZM26 221V220H25ZM23 222L22 223V225L23 224H27L28 222V219H27V221L26 222ZM149 221V222H150ZM228 221V222H227ZM9 222V221H8ZM7 222V223H8ZM50 222V223H49ZM234 222H237V221H234ZM44 223V222H43ZM224 225H223V224ZM45 224V223H44ZM118 224H122L123 225V227H125V228H128L129 230H133V229H135V230H138V232L140 231V233L143 235V238L145 239L143 242H142V247H143V250L144 251H142L141 250V248H140V250L138 249V245H137V243L135 242V240L134 239H130L128 236H126V235H122V233H120V231L118 230V227H117V225ZM194 224V225H193ZM219 224H221V225H219ZM229 224V225H228ZM237 224V223H236ZM11 225V224H10ZM10 225L8 226V227H10ZM223 225V226H222ZM235 226V225H234ZM1 227V226H0ZM227 227V228H226ZM17 228V227H16ZM2 229V227L0 228V251H3V249L5 250V252L6 253H0L1 254V256L2 257H0L2 260H3V258H4V260H3V262L5 261L6 263H7V260L10 258V257H15L14 259H15V261H16V263L18 264H49L48 263V261H46V259H42V258H45V257H43V256H45L46 254V252H44L45 251V249H44V246L42 245V243L43 242H45V238H46V232L45 233H43V231H39L38 233H33V232H31L32 234H30V232L29 231H27V230H25V231H21V230H19V228H18V230L16 229H11V232H9L10 230H8V231H5V234H6V232H9L7 235H3V233H4V231H3V229ZM73 230H74V233H76L77 235H79V237L82 239V241L83 242H86V243H88V242H90V240L92 239V238H94V237H96V232L94 233V231L91 229V228H89V227H81V226H74L73 228H72ZM227 229V230H226ZM237 229H238V227H237ZM234 232H233V231ZM92 231H93V234H92ZM224 231V232H223ZM242 231V232H241ZM29 232V233H28ZM225 233V234H224ZM17 234V235H16ZM19 234V235H18ZM45 234V235H44ZM32 235V236H31ZM95 235V236H94ZM222 235V236H221ZM234 235V236H233ZM18 237V240H16V238ZM45 236V237H44ZM92 236V237H91ZM126 236V237H125ZM228 236V237H227ZM248 237V238H246V237ZM15 237V241L16 242H13V245L15 244V243H17V244H15V248L13 247V245H12V241L14 240H12L11 241V239L12 238H14ZM84 237V238H83ZM225 237V238H224ZM237 237V238H236ZM44 240H43V239ZM224 238V239H223ZM236 238V239H235ZM38 239V240H37ZM4 240V241H3ZM19 240L21 241V242H19ZM43 240V242H41V241ZM226 240V241H225ZM235 241V242H234ZM4 242V243H3ZM239 242V243H238ZM22 243V244H21ZM237 243V244H236ZM18 246V249H16V247ZM22 246V247H21ZM42 246V247H41ZM229 246V247H228ZM236 246H238V248L241 250H239L240 251V253L241 254H238V252L236 251ZM54 247V246H53ZM52 247V248H53ZM215 247H220V249L219 248H216L214 251L216 252V250L217 251H219L220 252V250L223 252V253H226V254H224L225 256L222 258V260H221V258H219V260L218 259H216L215 261L213 260V261H211V259H210V256H208L209 254H207V253H209L210 251H213V248H215ZM233 247H235L236 249H233V251L235 250L236 252H237V254L236 253H234V255L233 256H231L232 255V252L230 251L231 249L230 248H233ZM246 247H247V249H246ZM19 248L20 249H22V250H19ZM227 248V249H226ZM15 249V250H14ZM44 249V250H43ZM211 249V250H210ZM219 249V250H218ZM225 249V250H224ZM16 250L18 251V252H16ZM53 250V249H52ZM179 250V251H178ZM206 250H207V252H206ZM210 250V251H209ZM229 250V251H228ZM249 250V251H248ZM14 251V254H15V256H14V254L12 253ZM54 251V250H53ZM111 251V253H109ZM180 251L182 252L181 254H180ZM44 252V253H43ZM230 252H231V255H230ZM16 253H18V255H16ZM54 253H56V254H54L55 255V257L56 258H58L59 260L62 258V255H61V253H60V251H58V252H54ZM178 255H177V254ZM4 254H5V257H6V259H5V257H4ZM172 254V255H171ZM203 256H202V255ZM205 254H207V255H205ZM228 254V255H227ZM246 254H247V257H246ZM6 255H9V256H6ZM11 255H13V256H11ZM23 256H25V257H23ZM170 256H171V258H170ZM229 256H230V258H229ZM249 256V257H248ZM9 257V258H8ZM107 257V256H106ZM159 257V258H158ZM190 257V256H189ZM219 257H221V256H219ZM245 257H246V259H245ZM12 258V259H13ZM18 258H19V260H20V262L19 261H17L18 260ZM120 258V259H119ZM151 258H152V260H151ZM193 258V257H192ZM199 258V259H198ZM203 258V259H202ZM210 260H209V259ZM0 259V260H1ZM57 259V260H58ZM79 259H81V261H83L82 260V258H79ZM85 261H83V263L82 264H86L87 263V259L86 258H83ZM155 259V260H154ZM173 259V258H172ZM115 260H114V262H115ZM170 260V261H169ZM234 260V261H233ZM120 261V262H121ZM247 263H246V262ZM12 262L11 261V259L10 260H8V263L7 264H10V263ZM86 262V263H85ZM118 263H119V261H117ZM199 262V263H198ZM212 262V263H211ZM253 262V263H252ZM2 262L0 261V264H1ZM5 263V264H6ZM15 263V262H14ZM15 263V264H16ZM124 263V262H123ZM191 264H193V262L191 261L190 262ZM2 264H4V263H2ZM11 264H13V262L11 263ZM113 264V263H112ZM114 264H116V263H114ZM126 264V263H125Z\"/></svg>",
  "mask_w": 264,
  "mask_h": 264
}]
</instances>
